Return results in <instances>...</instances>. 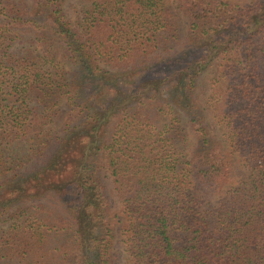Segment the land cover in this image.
<instances>
[{
    "label": "trees",
    "instance_id": "1",
    "mask_svg": "<svg viewBox=\"0 0 264 264\" xmlns=\"http://www.w3.org/2000/svg\"><path fill=\"white\" fill-rule=\"evenodd\" d=\"M106 178L122 264H264V0H0V264H113Z\"/></svg>",
    "mask_w": 264,
    "mask_h": 264
},
{
    "label": "rangeland",
    "instance_id": "2",
    "mask_svg": "<svg viewBox=\"0 0 264 264\" xmlns=\"http://www.w3.org/2000/svg\"><path fill=\"white\" fill-rule=\"evenodd\" d=\"M56 50L57 52L55 51V53H57V56L59 59H61L62 57V52L60 50L59 47H56ZM205 94H206V86H205V83L203 82L202 83V87H201V93L200 95L202 96V98L205 97ZM62 113H60L56 120H55V125L59 126V122L62 118ZM214 131V129H212ZM220 133L216 132L214 137L215 139H219ZM105 183H106V186L108 188V192H109V195H110V206H111V210L115 216V221L117 223L116 225V240H115V246H114V262L113 264H122L123 262V252H122V244H121V237H120V232H121V228L123 227L124 225V222H125V219L124 217L120 214V206L117 202V200L115 199V197L113 196V193H112V189H111V184L109 182V180L106 178L105 179ZM4 218H2L1 220H3ZM6 223H1L0 222V226H5ZM184 240V237L181 236V241Z\"/></svg>",
    "mask_w": 264,
    "mask_h": 264
}]
</instances>
